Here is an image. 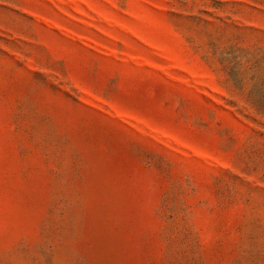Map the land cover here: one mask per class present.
Masks as SVG:
<instances>
[{
    "label": "rangeland",
    "instance_id": "rangeland-1",
    "mask_svg": "<svg viewBox=\"0 0 264 264\" xmlns=\"http://www.w3.org/2000/svg\"><path fill=\"white\" fill-rule=\"evenodd\" d=\"M0 264H264V0H0Z\"/></svg>",
    "mask_w": 264,
    "mask_h": 264
}]
</instances>
